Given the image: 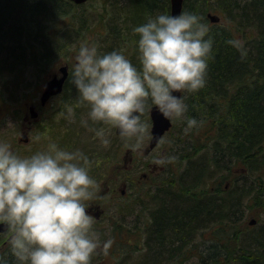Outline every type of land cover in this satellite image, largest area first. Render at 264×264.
<instances>
[{
    "label": "trees",
    "instance_id": "16d2710c",
    "mask_svg": "<svg viewBox=\"0 0 264 264\" xmlns=\"http://www.w3.org/2000/svg\"><path fill=\"white\" fill-rule=\"evenodd\" d=\"M106 3L112 5L106 10L108 15L104 12ZM99 7L103 11L94 23L89 13L94 7L87 11L85 3L0 0V85L8 87L0 94L14 98L35 90L32 94L37 97L47 81L40 75L61 56L79 48V35L83 42L99 35L101 40L96 43L101 52L122 50L140 67L136 45L139 34L132 28L158 12L171 14L170 0H126L119 7L104 1ZM186 11L199 14L208 25V36L214 39L205 86L196 92L183 90L186 115L195 116L200 123L185 131L186 120H176L165 134L174 137L161 153L175 158L162 163L161 170L156 169L166 171V177L143 186L144 193L150 195L145 203L150 204L148 227H142V220L134 219L127 225L124 217L115 219L108 224L111 231L108 237L106 233V241L114 243L118 252L115 264H264V0H184L182 12ZM210 12L219 14L221 21L212 22ZM11 15L17 17L12 20ZM79 15L84 16L82 22ZM77 21L80 28L86 24L83 33L79 25L74 27ZM233 37L248 49L245 57L227 43ZM72 73L73 68L69 69L63 92L53 97L59 99L58 106L51 108L54 114L62 113L61 120L68 109H74L77 123L50 125H56L53 135L61 147L80 148L89 156L85 130L80 129L88 106L80 103ZM30 76L38 79H27ZM50 119H54L51 114ZM143 120L147 125L151 122ZM94 123L97 128L104 126L103 122ZM110 137L111 143L101 151L106 163H113L107 174H112L114 164L123 166L127 173L139 167L158 168L156 160L151 164L145 161L149 154L129 147L112 125ZM130 153L132 159L125 163L123 157ZM129 180L142 191V179ZM133 190L136 196L130 211L135 203H142V195ZM250 210L262 211L256 223L247 226L245 217ZM98 223L94 220L93 228L97 229ZM6 235L0 236V252L9 253L10 234ZM138 235H147L143 251L132 239ZM200 235L203 239L207 236L208 246L195 241ZM106 252L104 247L98 248L91 264L104 259Z\"/></svg>",
    "mask_w": 264,
    "mask_h": 264
},
{
    "label": "clouds",
    "instance_id": "9594fccd",
    "mask_svg": "<svg viewBox=\"0 0 264 264\" xmlns=\"http://www.w3.org/2000/svg\"><path fill=\"white\" fill-rule=\"evenodd\" d=\"M132 31L139 34L140 67L122 50L101 52L96 42L86 41L76 52L72 78L80 103L88 106L81 123L112 125L129 147L142 150L149 135L142 116L152 106L165 117L186 120L185 131L200 123L186 115L185 97L176 93L205 86L214 39L201 16L189 11L158 12ZM227 43L242 58L247 55L241 40ZM92 131L102 145L111 143L103 127ZM174 158L153 157L160 163ZM90 165L82 149L69 150L55 141L21 156L0 140V221L11 232L9 253L0 252V264H91L101 241L85 203L97 185ZM110 243L104 242L105 251Z\"/></svg>",
    "mask_w": 264,
    "mask_h": 264
},
{
    "label": "rangeland",
    "instance_id": "374dc122",
    "mask_svg": "<svg viewBox=\"0 0 264 264\" xmlns=\"http://www.w3.org/2000/svg\"><path fill=\"white\" fill-rule=\"evenodd\" d=\"M104 1L114 2L115 5L117 4L119 7L126 0H86L84 3L86 5L87 11L88 9H91L90 8L91 6L94 7L92 11L89 12L91 20H95L94 23L96 21H99L100 12L103 11V10H100V8L102 7H99V6L103 4ZM87 3L88 4L91 3V4L88 6ZM111 6L112 5L110 3L108 4L106 3V9L104 10V12L107 15H108V11L106 10L110 9ZM12 16L13 15L10 16V19L12 20L15 19V17H17L16 15H14L13 17ZM83 17L84 16L79 15L80 20L83 19ZM78 25L80 28V22L79 23L78 21L74 22L75 28H77ZM85 28H86V24L84 25V27L80 28L82 33L85 31ZM68 30L72 32L71 31L72 29L68 28ZM104 33L105 31H103V35ZM77 38L79 39L77 40L78 46H79L83 42V39L80 35L77 36L76 39ZM96 40H101L99 35H93L91 37V41L96 42ZM78 49L79 48L74 49L73 51L71 50V54L69 56H61L59 59H57L53 63L51 67L47 69L45 73L41 74L40 77L44 75L46 76V79L48 80L55 73H57L58 68L64 64H67L69 66V69L71 70V68H73L75 64V55ZM36 77L37 76H30L27 79L37 80L38 78ZM40 77L39 79L41 80ZM44 82L41 85L38 96L35 98L32 94L33 92H35V90H31L30 91L31 94H28L26 96L20 95L18 97V95L17 96L15 95L14 98L11 97V95H5L3 97L0 94V140L8 142L11 148L15 152H17V154L19 153V155L21 156L30 155L38 150L45 148L50 141L56 142L55 135H53V132L55 130L53 128H55L56 125L53 124L54 125L53 126V125H50V123L56 122V123H59L60 125H64L65 127L72 126L75 123H77L75 120L74 109H71V115L68 114L70 109L66 111L64 115V120H61L63 118L62 113H58L56 111L57 113L54 114L55 110L51 107L58 106L59 99L57 100L53 98L52 100L48 102V106L41 107L40 95L44 87ZM7 90H8L7 86L0 85V92H5ZM10 101H12V104H8L10 103ZM32 104L36 105V109L38 111L37 118H32L30 115L29 107ZM50 114L52 115L54 119H50ZM86 117L87 115H83L82 118H86ZM143 119H146V121L147 119L150 120V116L148 112H146V114L143 115ZM176 120H177V123L182 122V119L173 118V121H176ZM89 125L97 128L96 124L91 120H89ZM82 126L83 127H81L80 129L85 130V143L87 144L89 158L91 159L90 175H92L97 181V185L94 189L93 197L90 200L85 201V203L87 204V209L93 208L92 206L94 205L100 206V208H98V210H100V215L98 217L95 215V211L97 209H94L89 212L92 215L93 220H99L97 229L93 228V230L99 235L101 244L98 248H100V247H104V242L106 241V233H107V237H108V234H110L111 228L110 226H108V224L111 223L112 225L115 219H119V221H121L122 218L124 217L123 221L124 222L127 221V225L132 224L134 219L138 221L142 220V227H148V225L150 224L149 219H151L149 216L150 204H145V203H148L150 199V195L147 192H146L147 194L144 193L145 191L144 188L146 187H143V186L149 185L155 179L157 180L160 178H164L168 174L166 171L163 173H160L161 171L160 170L157 171L156 169L158 168L156 167H154V169L152 170L139 167L137 169H134L132 172L127 173L124 170L125 168L118 164H114L113 166L114 171L112 172V174H107V169L109 165L111 167L113 163H110V162L109 164L106 163L105 154H102L101 152V151H105L106 147L99 142V138L95 136L94 132L92 131V127H86L83 124ZM102 127L110 135L111 125L104 124V126ZM148 129H149V135L145 137L143 147L148 144V141L150 139L151 122L148 125ZM24 131H27L29 135V141L27 143L20 141V138L22 134L24 133ZM172 137L174 136H169V133L165 135L163 139V144L155 148L151 153H149V156L145 157L144 160L147 162L149 161L150 164L154 162L155 160L153 159V157L156 155L162 154L161 153L163 150L162 148L168 145L167 141L170 140ZM20 143H24V144L20 146ZM124 158H125V162L129 160L127 156L123 157V159ZM140 160L142 161V159ZM157 163L162 164L160 162H157ZM113 177L115 178L113 179ZM129 179H131V181L133 182H141V179H142V191L141 190L138 191V189L136 188L137 185L134 183L133 184L130 183ZM113 184H116V186H114ZM134 188H135V191L137 192L136 194L142 195V203H135L136 205H133V209L130 211V208H131L130 204L132 203V201L134 200L136 196V195H133ZM139 204H142L141 212L138 211L140 209ZM145 205H148V206H145ZM145 208L147 210H145ZM261 211L262 210H257L256 212H253L251 210L248 211L245 217L246 225L247 226L254 225L256 222L254 224H251L250 221L252 219H255L257 221L259 218L258 216L260 215ZM8 232L0 233V236H3L4 238L6 234L11 235L10 230ZM123 235L126 236V234H123ZM6 236H9V235H6ZM198 236H195V241H197V243L203 244V246L209 245V241L207 242L206 240L207 236L204 237V239L201 235H200L201 237H198ZM132 239L134 243L137 242L142 247V251L143 249L146 248L147 240H148L147 235L145 238L143 236L141 237L138 235V236H134ZM203 241H206V242L203 243ZM109 247L110 248H107L106 250L107 252H106L105 258L104 259L100 258L99 260H97V264H115L116 263V257L118 253L116 251V247L114 246V243L113 244L110 243ZM119 247L120 246H117L118 250H120ZM1 249L2 247H0V250Z\"/></svg>",
    "mask_w": 264,
    "mask_h": 264
},
{
    "label": "water",
    "instance_id": "95a60500",
    "mask_svg": "<svg viewBox=\"0 0 264 264\" xmlns=\"http://www.w3.org/2000/svg\"><path fill=\"white\" fill-rule=\"evenodd\" d=\"M73 2L77 4H82L86 0H72ZM171 3V14H178L181 13L183 10V3L184 0H170ZM208 17L212 22H220L221 16L217 13H208ZM69 76V66L67 64L61 65L58 68V72L55 73L51 78H49L43 87V90L40 95V103L41 106H46L47 103L54 97L59 94H61L64 90V85ZM177 95L181 94L183 95V90H180L179 93H176ZM30 115L32 118H37L38 111L36 109V105L32 104L29 107ZM149 115L151 118V129H150V139L148 141V144L144 147H142L141 151L145 154L151 152L161 141L162 137L171 129L173 125V120L170 117H165L155 106H152L149 109ZM116 133L120 135L119 129L116 128ZM20 141L27 143L29 141V135L27 131H24L22 134ZM93 208L87 209L88 212L97 209L95 211V215L98 217L100 215V206H92ZM256 222L255 219H252L250 221L251 224H254ZM8 225L5 221H0V233H4L8 231Z\"/></svg>",
    "mask_w": 264,
    "mask_h": 264
},
{
    "label": "flooded vegetation",
    "instance_id": "af4514ba",
    "mask_svg": "<svg viewBox=\"0 0 264 264\" xmlns=\"http://www.w3.org/2000/svg\"><path fill=\"white\" fill-rule=\"evenodd\" d=\"M148 114H149V110H148ZM153 151V150H152ZM157 162V161H156ZM159 166H158V169H162L163 167L161 166V164H158ZM95 206V205H94Z\"/></svg>",
    "mask_w": 264,
    "mask_h": 264
},
{
    "label": "bare ground",
    "instance_id": "6f19581e",
    "mask_svg": "<svg viewBox=\"0 0 264 264\" xmlns=\"http://www.w3.org/2000/svg\"><path fill=\"white\" fill-rule=\"evenodd\" d=\"M125 159V158H124ZM128 161V160H127ZM126 163V162H125Z\"/></svg>",
    "mask_w": 264,
    "mask_h": 264
}]
</instances>
